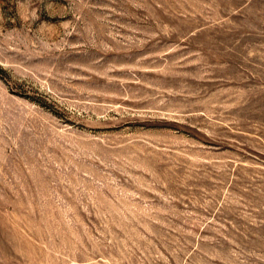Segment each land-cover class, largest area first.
Instances as JSON below:
<instances>
[{
	"label": "rangeland",
	"instance_id": "obj_1",
	"mask_svg": "<svg viewBox=\"0 0 264 264\" xmlns=\"http://www.w3.org/2000/svg\"><path fill=\"white\" fill-rule=\"evenodd\" d=\"M0 264H264V0H0Z\"/></svg>",
	"mask_w": 264,
	"mask_h": 264
}]
</instances>
